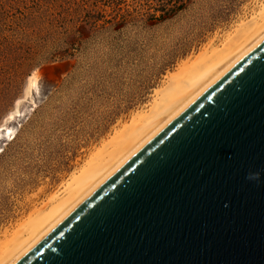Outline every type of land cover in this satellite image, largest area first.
Segmentation results:
<instances>
[{"label":"rangeland","instance_id":"obj_1","mask_svg":"<svg viewBox=\"0 0 264 264\" xmlns=\"http://www.w3.org/2000/svg\"><path fill=\"white\" fill-rule=\"evenodd\" d=\"M263 2L0 0V241Z\"/></svg>","mask_w":264,"mask_h":264},{"label":"water","instance_id":"obj_2","mask_svg":"<svg viewBox=\"0 0 264 264\" xmlns=\"http://www.w3.org/2000/svg\"><path fill=\"white\" fill-rule=\"evenodd\" d=\"M13 264H264V38Z\"/></svg>","mask_w":264,"mask_h":264},{"label":"bare ground","instance_id":"obj_3","mask_svg":"<svg viewBox=\"0 0 264 264\" xmlns=\"http://www.w3.org/2000/svg\"><path fill=\"white\" fill-rule=\"evenodd\" d=\"M233 31L220 46L210 47L195 59L181 63L168 76L167 84L157 90V97L146 111L139 112L104 143L62 191L32 213L11 236L7 234L0 241V264H13L157 130L259 43L264 38V2ZM38 81L39 74L35 71L30 76L28 93L37 87Z\"/></svg>","mask_w":264,"mask_h":264},{"label":"clouds","instance_id":"obj_4","mask_svg":"<svg viewBox=\"0 0 264 264\" xmlns=\"http://www.w3.org/2000/svg\"><path fill=\"white\" fill-rule=\"evenodd\" d=\"M255 175H256V174H254L253 178H255Z\"/></svg>","mask_w":264,"mask_h":264}]
</instances>
